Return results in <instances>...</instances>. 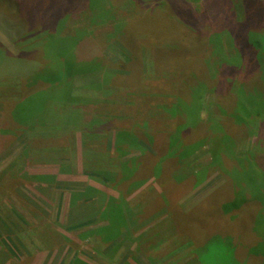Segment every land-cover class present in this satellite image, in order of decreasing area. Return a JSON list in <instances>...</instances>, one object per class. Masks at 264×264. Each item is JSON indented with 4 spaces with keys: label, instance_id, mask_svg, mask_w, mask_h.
Instances as JSON below:
<instances>
[{
    "label": "rangeland",
    "instance_id": "rangeland-1",
    "mask_svg": "<svg viewBox=\"0 0 264 264\" xmlns=\"http://www.w3.org/2000/svg\"><path fill=\"white\" fill-rule=\"evenodd\" d=\"M263 20L243 0H0V264H241L230 236L242 259L262 264L247 255L263 244L246 243L253 216L264 218L263 193H251L260 183L248 189L244 229L230 232L241 208L227 205L216 160L242 169L253 151L264 165V65L243 63L220 85L240 59L225 33L246 28L264 43ZM203 27L214 43L200 55ZM194 68L219 86H203ZM22 91L25 127L6 119ZM122 132L135 144L119 142ZM100 167L108 175L86 173ZM216 194L232 198L207 244L198 234L217 216Z\"/></svg>",
    "mask_w": 264,
    "mask_h": 264
},
{
    "label": "trees",
    "instance_id": "trees-1",
    "mask_svg": "<svg viewBox=\"0 0 264 264\" xmlns=\"http://www.w3.org/2000/svg\"><path fill=\"white\" fill-rule=\"evenodd\" d=\"M243 3H244V9H245V12L246 13H249V10H250V11L254 12L255 19H258V20L259 19H262V20L264 19V0H243ZM242 6H239L238 8L241 9ZM190 25H192L195 30H199L198 26L194 25L193 22H191V21H190ZM205 25H204V27H205ZM204 27H203V29H205L206 32L203 31L202 41H201V43H196V44H199L200 45V48H199L200 55L202 54V51L204 50V48H205L204 46L205 45L210 48V45L209 44L214 43L213 39H211V37H209L210 34L209 35H205V34H208V30H206V28H204ZM194 29H193V31H190L187 34L188 35L196 34L195 31H194ZM242 29H236V31L234 33H232V31H230L232 35H228V32L225 33L230 38V39L227 38L226 40L229 43V47H231V49H232L231 52L234 55L233 57H237V56H235V53H238L240 55V57H239L240 59H239V61H237V58H231L230 64L227 65L226 67H224L221 70V72L223 71L221 73V77L224 79V80H222V84L220 83L221 90H225L227 88V84L223 83V82H226V80H225V78H227L226 76L228 74H231V72L239 71L242 67H244L243 63H245L246 66L248 67V71L247 72H252L253 71V67H252L251 62L252 63L254 62L256 64V66H257V61H260V63H262L264 65V43H262L261 39L258 38V36H257V38H255L256 39V42L255 43H250V38L248 36L249 33L246 31V28H244L245 31H243V32H242ZM21 31L23 32L24 30H21ZM197 34H199V31H197ZM224 36L225 35L223 34V37ZM230 36H233V39H231ZM46 44H48V43H46ZM251 44H254V45L252 46ZM256 48H257V50H256ZM234 50H235V53H234ZM257 54L259 55L260 58L259 57L257 58V56H258ZM251 60H254V61H251ZM8 63L7 64L5 63L4 66L5 67L6 66H9ZM2 65H3V63H2ZM68 67H70L69 64H68ZM71 67H72V63H71ZM254 68H255V66H254ZM68 69H70V68H68ZM194 69H196V68H194ZM195 71H196L195 72V75H199L202 78V79L199 78V80H200L201 84H203V86H206V85L207 86H209V85H212L213 86L214 85L216 87L219 86L218 82L215 79L214 80H211V76L208 75L207 73H205L203 70L196 69ZM44 80H46V79H44ZM44 80H42L40 82H47V81H44ZM191 82L192 83H195L194 81L188 80V78H186V79L183 78L182 79V84H184V86L188 87V91H190V94L193 95L192 96V99H193L194 96H195V92L192 89V86H191L192 83ZM51 83H53V82L51 81ZM47 84L48 83H46V85ZM46 85H45V83H42V86L43 87H45ZM68 88H69V86H68ZM199 88H200V86H199ZM200 90H202V89H200ZM27 93L28 92L22 91L21 93L18 94V97L19 98H22V99L17 100L14 103L11 104V106L9 107L10 109L8 110L7 116H6V119L8 121L18 122V123H20L24 127L26 126V124H28V121L26 122L19 115L18 110H20V106L23 104L22 101L28 96ZM48 93H49V91H48ZM69 95H70V92H69ZM195 98H198V97L195 96ZM234 101H235V99H234ZM47 103H45V104H47ZM233 103H234L233 100L230 99V100H228L226 102V104L224 106L225 107L226 106H228V107L230 106L231 107V106H233ZM42 111H44V110H42ZM47 127H52V126L51 125H43L41 128H47ZM123 135H126L127 137H124L123 138L122 137ZM129 135L126 132L120 133L119 136H118L119 142H123L122 139H124L125 144L126 145H129L131 147L132 144H135V139H132V143L129 142L127 140V139H131L129 137ZM182 137H184V136H182ZM125 138H127V139H125ZM159 141H163L165 143L166 140L163 139V137H162V138L159 139ZM170 141H172V140H169V142L166 141L167 142V145H168V143H170ZM179 141H181V139ZM163 142H159V144L160 143H163ZM177 143L178 142H176V141H172L171 145L172 146H175ZM186 150H187V148H185L182 145H179V149L176 152L173 153V154L176 155V156L173 157L174 160L177 159V155H179V157L181 158V156L184 155V153L186 152ZM167 151H169V148H167ZM252 152L253 151L248 152L247 156L243 159V162H244L245 165H243L241 167L242 169L235 168V167H232L231 168V167L227 166L224 163L222 156L221 157H218V159L216 160V165L218 167L216 170H218L219 172H221L222 174H224V175L227 176V178H228V180H227V182H228L227 186L229 188V193H231L232 196H234V198L231 199L232 196L230 198H228V197H226V195L216 194L214 197H212V199L209 200V202H210V201L216 199V202L213 203V205H216V206H211L210 209H213L212 211H215L217 216H216V218H214L213 216H209L208 215L209 216L208 219H206L205 221H202L201 222L202 223L201 224V227L204 228V231H202L201 234H198V237L202 241H204V240L207 239V242H208V241L211 240L207 244L211 243L213 241V239H214V237L212 236V234L209 235L210 232H211V223L213 224V221L215 220L216 223L219 224L217 221H221V220H223L224 217H227L226 214H224V212H223L224 210L223 209L222 210H219V207H222V206L224 207L225 206V202H228L231 199L232 201L230 200L229 201L230 203L228 202L229 204H227V205L233 204V205H235L233 208H241L240 209V215H238V217H235L233 220H229L228 219V222H229V224L227 226L228 230L230 232L233 231V230H235V233L237 234L239 230L241 231V229L242 230L244 229V227H243L244 221H243V219L241 217V212L243 211L242 213H244L245 211H248L247 210L248 209L247 208V203L249 202L248 201L249 200L248 199V194H249L248 193V189L250 190L254 186V184H256V183L259 184L260 183L259 186H257V187L254 186L256 189H253V191L251 193L253 194L255 192V194H256L257 192H259V193H263V195H264V186L261 185V181H264V167H263L264 165L263 166L261 164H257L256 165L254 163V161H253L254 153H252ZM66 161H67L66 159L61 160L62 163H60V165L61 164H64ZM246 163H247V165H246ZM124 165H126V163L123 164V166ZM102 167H105V166H102ZM98 169L100 171H95V170L94 171H89V170H87L86 173L88 175H90L91 172H93V174H102L104 176L105 175H108V171L109 170H101V167L98 168ZM120 170L121 169H116L114 171V173L120 175L121 174ZM155 170L157 171V168H155ZM159 172H161V170ZM228 175H229L230 178L228 177ZM170 180H172V177L169 178V181ZM187 182H189V181H187ZM163 183H164V181H163ZM171 183H172V181H171ZM174 189H175V184L174 185L172 184V189L170 190L169 189V186H168V190L165 189L164 192H166V194H167V192H169V191L173 192ZM239 195H241L242 197L239 196ZM237 198H240L241 200L240 199H237ZM234 199H235V201H234ZM238 200H240L239 203H238ZM240 202H241V204H240ZM220 203L221 204L223 203V204H222V206H219L218 207V205ZM208 204L210 205L211 202L208 203ZM214 207H215V209H214ZM210 218H211V220H210ZM252 223H253V225H252ZM252 223H251V226H253L255 229L253 230V228L251 227V231H252L251 233L253 235H251V238H249L248 240H246V243H248V241H251L249 243V246L251 248L253 247L252 249H255V248H257V246H255V245L263 244V246H264V218L258 219V215H255V216H253ZM255 224H256L257 227L255 226ZM166 225H168V224H166ZM176 225H177V223H176ZM248 225L249 224H246V226H248ZM235 227H237L239 229L236 230ZM259 230L262 233L259 232ZM184 232H186V230H184ZM217 235H219V234H217ZM256 235H258L260 238L256 237ZM230 237H231L230 238V242H229L230 244H228L227 247H226V249L230 251L229 254L232 253L231 255L234 257V259L237 262L240 261L241 264L246 262L248 264V262H250V260L248 261V260L242 259L239 256V248H240L241 245H243V243L241 244L240 241H236L237 239H235V237H233V236H230ZM256 255H259V256H256ZM247 256L253 257L254 260H260L261 263L264 264V248H263V251H256V250H254V252L249 253ZM251 264H252V262H251Z\"/></svg>",
    "mask_w": 264,
    "mask_h": 264
}]
</instances>
